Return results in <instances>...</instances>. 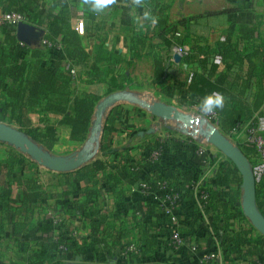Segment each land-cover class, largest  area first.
Instances as JSON below:
<instances>
[{
    "label": "trees",
    "instance_id": "1",
    "mask_svg": "<svg viewBox=\"0 0 264 264\" xmlns=\"http://www.w3.org/2000/svg\"><path fill=\"white\" fill-rule=\"evenodd\" d=\"M57 4L55 2L51 9L42 11L33 0H0V6L5 10L24 13L28 23L45 31L38 46L19 40L16 28L12 33L6 32L4 39L0 40V122L20 128L47 150H51L59 140L57 127L52 123H47L45 129L34 126L30 113L39 112L43 120L47 115L60 114L62 117L59 123L71 128V143L80 145L87 140L91 131L100 94H79L76 89L78 82L108 83L111 92L120 93L132 82L128 73L120 70L121 64L125 62L123 56L109 50L103 38L97 41L94 52L90 53L83 46L80 34L73 29L70 17L53 13ZM168 7L158 1L149 5L150 18L145 26L146 31H133L132 56L145 49L146 56L152 61L154 81L162 83L174 74L175 48L187 45L189 49L181 57V62L197 68L185 82L188 96L181 101L187 106L201 109V101L206 96L219 93L224 98V106L215 111L218 126L224 134L231 135L235 129L246 132L254 126L264 135V36L257 33L255 27L242 25L241 31L245 32L251 49L248 47L243 51L241 43L230 38L210 46L207 39L190 36V25L195 17H183L177 22H171L165 14ZM153 18L157 21L155 24L152 23ZM44 39L53 43L61 41L66 59L55 61L56 54L43 42ZM67 61L77 67V75L66 68ZM128 64L131 65L132 61ZM222 64L225 65L223 69ZM184 142L186 144L181 146L182 149L189 145ZM237 143L253 166L257 205L264 215V161L258 157L254 147L240 141ZM166 144L167 141L160 142L154 147L162 145L166 149L171 148V143ZM7 146L10 148L9 156L6 161H0V172L7 178L5 186L0 190V199L4 205L11 207L12 190L16 183L21 188V208L33 212L34 208L45 202V185L37 176V166L31 165L30 157L11 145ZM206 157V154H200L196 159L203 165H212L211 161L205 163ZM148 165L147 161L141 165L126 160L119 166V174H115L107 173L108 164L97 159L77 169L74 172L77 179L87 181L88 184L78 189L76 183L66 181L73 187L66 194L71 195L77 190L79 196L72 203L80 210L82 217L90 220V240H67L57 233L65 226L64 222L55 219L44 221L41 229L48 235L43 237L37 248L29 249L23 259L25 264H72L67 261L69 252L78 256L91 247L96 249L100 259L114 263V249L128 234L124 235L126 232L122 228V233L118 231L114 222L109 220L107 211L100 206L101 193L96 187L98 183L104 180L114 181V184L120 181L138 182V188L144 193L156 194L159 190L158 182L168 179L170 189L180 195L181 203L191 196V175L186 174L183 181L178 183L173 172L164 176L155 174V168L150 169V174L145 172ZM99 173L103 174L102 180ZM143 173L145 178L141 179ZM140 182L147 183L148 187L141 186ZM241 184L242 177L238 168L232 160L226 158L215 171L213 179L204 185L209 193L205 210L211 214L213 226L214 246L211 250H222L224 264H237L238 259L253 254L254 248L257 254L264 256V235L258 232L243 211ZM236 221L240 222V228L235 227ZM4 231V217L0 216V237ZM155 248L156 239L148 236L145 231L143 251L148 253Z\"/></svg>",
    "mask_w": 264,
    "mask_h": 264
},
{
    "label": "crops",
    "instance_id": "2",
    "mask_svg": "<svg viewBox=\"0 0 264 264\" xmlns=\"http://www.w3.org/2000/svg\"><path fill=\"white\" fill-rule=\"evenodd\" d=\"M33 1L42 11L51 9L53 4L58 2L52 10L53 13L70 17L72 27L76 31L77 21H83L85 31L80 35L81 42L90 53L94 52L97 41L103 38L109 50L121 54L125 59L120 70L126 71L132 82L121 93L111 92L108 83L87 84L79 81L76 86L79 94L95 92L100 94L95 106L92 128L95 126L98 106L110 95L115 93L120 95L102 112L100 129L97 133L98 153L95 160L102 159L108 164L107 173L119 174L118 168L124 161L143 165L147 161L146 149L167 141L166 145L171 143V148L169 147L161 157L154 169L155 174L164 176L173 172L178 183L183 181L186 174L191 175L189 187L191 196L186 201H182L177 208V220L174 222L159 207L154 194L144 193L138 188V182L120 181L114 184V181L104 180L98 183L96 187L101 193L100 206L107 211L109 220L114 222L116 229L121 233L123 229L126 232L124 235H128L114 249V263L100 259L93 247L78 256L69 252L67 261L72 264H198L200 252L211 250L214 243L211 214L200 207L194 185L200 182L203 186L211 181L215 171L226 158L219 149L207 143L206 150L212 165L201 164L196 159V156L201 154L198 144L188 143L189 148H181L186 144L184 142L186 135L177 129L180 121L173 118L169 122L177 126L166 124L169 123L168 119L160 117L155 109L159 103L188 107L181 100L188 96L185 82L197 66L182 63L181 58L177 61L178 47H176L173 55L174 74L166 81L157 83L154 81L152 61L146 56V50L137 51V54L132 56L131 38L135 30L146 31L145 26L150 15L145 18L144 13H149L151 9L149 5L158 1L169 6L165 14L171 22H177L183 17H195L190 25L192 38H205L210 46L230 38L234 42H240L242 50L245 51L249 44L245 32L241 31L242 25L253 26L257 29V33L264 36V0H140L139 4L135 0H112L101 11H93L88 0ZM40 30L44 35V29ZM6 32L12 33L14 30L0 28V40L4 39ZM42 36L34 39L31 44L40 45ZM180 48L189 49L187 45ZM129 61H132L131 65L128 64ZM224 67L225 65L222 64L221 69ZM145 95L152 98L148 99ZM145 109L149 110L145 123H154V127L150 128L155 130L153 133H148L150 129L142 132L136 124L139 117H145ZM115 112L120 114L117 115ZM61 117L60 114L53 113L43 120V115L39 112L30 113L32 123L40 129H45L47 123L56 125L59 140L49 151L57 155H68L58 151L63 143L66 146L71 143V128L67 124L59 123ZM259 124L262 128L261 121ZM190 129L201 131L202 128L192 124ZM141 133L145 135L144 139ZM85 142L80 145H84ZM9 151L7 143H0L1 162L7 160ZM30 160L31 165L37 166L35 167L38 170L37 176L45 185L47 196L44 204L34 208L33 212L21 208L23 204L20 197L21 188L16 183L12 190L11 207L4 205L0 199V216L4 217L5 223V231L0 237V264H25L23 259L29 249L37 248L43 237L48 235L41 229L44 221L55 219L64 222L65 226L57 233L67 240L81 242L91 238L90 220L82 217L80 210L72 203L79 196L77 190L71 195L66 194L73 189L66 181L76 183L78 189L85 188L88 182L78 180L74 173L76 170L71 171L72 174H62L41 167L31 158ZM151 171L145 167V172L150 174ZM98 175L102 180L103 174ZM143 178L145 173L141 179ZM6 180L7 178L0 172V190L5 186ZM140 185L143 186V182H140ZM235 227L240 228L239 221H236ZM175 229L185 238L186 245L179 248L173 245L172 234ZM145 231L148 236L156 239L155 250L148 253L143 251ZM131 243L137 245L140 251L129 253L126 257L123 251ZM192 246H196L197 251L193 250ZM253 252L238 259L237 264H264V256L257 254L255 248Z\"/></svg>",
    "mask_w": 264,
    "mask_h": 264
},
{
    "label": "water",
    "instance_id": "3",
    "mask_svg": "<svg viewBox=\"0 0 264 264\" xmlns=\"http://www.w3.org/2000/svg\"><path fill=\"white\" fill-rule=\"evenodd\" d=\"M17 37L26 44H31L34 39L43 35V31L38 29L31 23L21 22L16 28ZM180 61V58H177ZM118 93L107 97L102 104L98 106V115L96 117L95 126L87 138L81 149L68 155H57L45 149L34 141L25 131L20 128L0 122V142L7 143L22 153L28 155L41 167L54 172H71L84 167L94 161L98 153L97 133L100 129L102 112L112 101L118 99ZM157 114L163 119L175 118L185 125L191 123L190 118L177 110L173 105L159 103L155 106ZM194 120H192L193 122ZM196 122V121H194ZM197 123V122H196ZM201 131H190L187 127H178L177 129L185 134L204 135L207 142L215 146L227 158L233 161L238 168L242 177V208L245 215L249 218L252 225L264 235V215L257 205L256 199V177L252 164L245 155L243 149L232 141L230 137L224 134L219 127L211 121L204 119L198 121ZM155 130L150 129L148 133H153ZM143 134V133H141Z\"/></svg>",
    "mask_w": 264,
    "mask_h": 264
},
{
    "label": "built area",
    "instance_id": "4",
    "mask_svg": "<svg viewBox=\"0 0 264 264\" xmlns=\"http://www.w3.org/2000/svg\"><path fill=\"white\" fill-rule=\"evenodd\" d=\"M21 22H28L27 21V16L22 13V12H17V11H7L5 10L2 6H0V28H11L15 29L17 28V25ZM77 31L80 35L84 34L85 31V26L83 21H77ZM44 43H46L52 50L54 54H56V60H65L66 56L63 53V48L64 45L61 41H58L56 43L51 42L48 39L43 40ZM188 49L184 48H176V58H181ZM66 68L70 69L71 72L74 75H77V67L73 66L71 61L66 62ZM198 111L200 114L203 116L202 118L205 121H211L214 125L218 126V115L216 111H212L210 113H205L201 111V109L198 108ZM171 119H168V122ZM178 121V120H177ZM169 125H175L173 123H166ZM191 123L186 125V127L190 129ZM177 126V125H175ZM185 127V126H183ZM181 128V127H180ZM186 135L184 141L187 143L191 144H198L199 145V152L201 154H206V159L205 163L210 162V156L209 153L206 150V145H207V138L204 135H192V134H184ZM232 136H242L244 137L243 139H240L239 141L247 146L254 147L258 153V157L261 159V161H264V135L259 132L257 127L251 126L246 130V132H241L238 130H234L231 133ZM168 149H166L164 146H159V147H153L150 146L146 149V160L149 163L148 169H154L157 167L159 164L161 157L165 154V152ZM169 180L164 179L158 182V187L159 190L157 191L155 196V200L157 201L159 207L165 212V214L169 217H171L172 221H176V210L180 205V195L174 191H172L169 187ZM143 187L147 188L148 184L143 183ZM194 191L196 193L198 202L200 204V207L205 210L206 203L208 202L209 199V193L206 191L205 186H201V183H197L194 185ZM172 242L173 245L177 248L182 247L187 244V241L185 238L180 234L178 230H174L172 234ZM193 250L197 251L196 246H192ZM140 248L135 245L134 243H131L127 245L123 251L124 256H128L129 253H136L139 252ZM223 263V258H222V250L220 248L216 250H205L201 251L198 257V264H222Z\"/></svg>",
    "mask_w": 264,
    "mask_h": 264
},
{
    "label": "rangeland",
    "instance_id": "5",
    "mask_svg": "<svg viewBox=\"0 0 264 264\" xmlns=\"http://www.w3.org/2000/svg\"><path fill=\"white\" fill-rule=\"evenodd\" d=\"M145 97H147L148 99L152 98V97H148L147 95H145ZM177 110L181 113H183L185 116L189 117L190 118V121H191V124H195V125H199L198 124V121L202 120L203 116L200 114V112L198 111V108L196 107H192V106H188V107H183L181 105H178L177 106ZM149 114V110L148 109H145V117H139V119L137 120L136 124L138 126V128H141L142 132H146V130L150 129L151 127H154V123L151 124V123H148L146 122L145 123V119L147 120V116ZM192 120L196 121V122H192ZM186 125L183 124L181 121H180V124H178L177 127H183ZM220 128V127H219ZM228 137H230L232 139L233 142H235L236 144L237 141H239L240 139H243L242 136H232V135H227ZM142 138L144 139L145 138V135L143 134ZM239 146V145H238ZM83 147V145H78V144H73V143H70L68 144L67 146L63 143L60 148H58V151L59 152H62L64 154H71L75 151H78L79 149H81ZM222 153V152H221ZM223 157H226L223 153H222ZM227 158V157H226Z\"/></svg>",
    "mask_w": 264,
    "mask_h": 264
},
{
    "label": "clouds",
    "instance_id": "6",
    "mask_svg": "<svg viewBox=\"0 0 264 264\" xmlns=\"http://www.w3.org/2000/svg\"><path fill=\"white\" fill-rule=\"evenodd\" d=\"M91 8L93 11H101L103 10L108 4L112 2V0H88ZM137 4L140 3V0H135ZM149 13L145 12V18L149 17ZM157 21L155 18L152 19V23L155 24ZM224 106V98L221 94L216 93L212 96H206L200 104L201 111L205 113H210L217 108H223Z\"/></svg>",
    "mask_w": 264,
    "mask_h": 264
}]
</instances>
